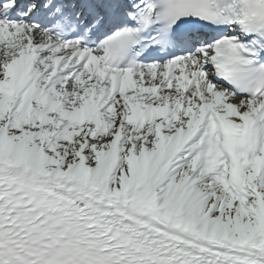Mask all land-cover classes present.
Instances as JSON below:
<instances>
[{
  "label": "snow or ice",
  "instance_id": "snow-or-ice-1",
  "mask_svg": "<svg viewBox=\"0 0 264 264\" xmlns=\"http://www.w3.org/2000/svg\"><path fill=\"white\" fill-rule=\"evenodd\" d=\"M0 264H264V0H0Z\"/></svg>",
  "mask_w": 264,
  "mask_h": 264
}]
</instances>
